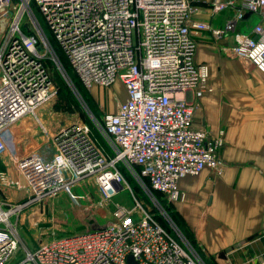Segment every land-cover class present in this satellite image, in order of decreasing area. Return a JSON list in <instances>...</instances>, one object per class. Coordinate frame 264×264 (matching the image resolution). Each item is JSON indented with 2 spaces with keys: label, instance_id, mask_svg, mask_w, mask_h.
Returning <instances> with one entry per match:
<instances>
[{
  "label": "built area",
  "instance_id": "1",
  "mask_svg": "<svg viewBox=\"0 0 264 264\" xmlns=\"http://www.w3.org/2000/svg\"><path fill=\"white\" fill-rule=\"evenodd\" d=\"M17 1L0 0L7 24L0 40V156L6 150L3 133L49 93L41 58L46 51L54 54L33 6L80 84L89 89L120 82L125 99L102 115L100 127L95 124L112 155L87 125L74 123L57 132L50 159L35 153L17 159L27 196L6 211L0 207V264H202L188 242L171 236L145 211L121 206L102 229L52 238L14 259L18 234L10 218L89 178L101 198L109 199L125 185L119 165L135 167L133 175L148 190L171 201L183 199V177L204 169L221 175L215 155L220 136L208 139L194 124L197 101L209 90V68L195 61L193 35L209 31L222 38L245 15L259 14L252 34L238 40L233 54L264 75V0L213 1L215 12L235 10L222 27L195 22L197 7L190 0Z\"/></svg>",
  "mask_w": 264,
  "mask_h": 264
},
{
  "label": "crops",
  "instance_id": "2",
  "mask_svg": "<svg viewBox=\"0 0 264 264\" xmlns=\"http://www.w3.org/2000/svg\"><path fill=\"white\" fill-rule=\"evenodd\" d=\"M190 1L197 7L195 22L222 27L234 19L232 8L212 9L213 1L225 0ZM259 20L257 13L247 14L222 38L209 31L193 35L195 61L209 68V90L197 101L194 124L206 130L208 139L220 136L215 155L222 174L204 169L180 179L178 187L184 195L180 211L202 253L214 257L212 264H264V75L233 54L238 40L251 35ZM24 154L20 150L14 158Z\"/></svg>",
  "mask_w": 264,
  "mask_h": 264
},
{
  "label": "rangeland",
  "instance_id": "3",
  "mask_svg": "<svg viewBox=\"0 0 264 264\" xmlns=\"http://www.w3.org/2000/svg\"><path fill=\"white\" fill-rule=\"evenodd\" d=\"M33 11L54 54L53 57L46 51L45 57L41 58L49 76V93L47 99L32 113L3 133L6 146L11 147V151L7 150L0 158V207L5 211L10 205L23 202L26 198L24 196H27L24 181L16 167L17 159L14 158L18 151L22 150L24 154L26 150H31L30 153L39 154L48 160L55 153L52 141L57 132L62 127L81 123L88 126L106 154L112 155L111 147L95 124L100 127L102 115L114 111L117 103L125 99L120 82L110 87L84 88L69 67L64 53L52 39L35 6ZM6 25V19L0 17V40ZM9 155V163L5 165L3 159ZM118 168L123 174L125 185L123 190L109 199L101 198L94 181L89 178L64 189L48 202L30 206L13 215L10 221L18 234L14 259L23 257L25 248L32 251L40 243L52 238L102 229L114 222V210L121 206L134 211H145L171 236L179 237L185 245V241L188 242L187 248L196 253L202 264H212L214 257L202 253L194 240L195 231L180 211L182 201H171L148 190L133 175V172L136 173L135 167L127 169L124 165H119ZM194 227L197 228V225ZM196 232L198 234L197 230Z\"/></svg>",
  "mask_w": 264,
  "mask_h": 264
},
{
  "label": "trees",
  "instance_id": "4",
  "mask_svg": "<svg viewBox=\"0 0 264 264\" xmlns=\"http://www.w3.org/2000/svg\"><path fill=\"white\" fill-rule=\"evenodd\" d=\"M155 193V192H154Z\"/></svg>",
  "mask_w": 264,
  "mask_h": 264
},
{
  "label": "water",
  "instance_id": "5",
  "mask_svg": "<svg viewBox=\"0 0 264 264\" xmlns=\"http://www.w3.org/2000/svg\"><path fill=\"white\" fill-rule=\"evenodd\" d=\"M2 26V25H1Z\"/></svg>",
  "mask_w": 264,
  "mask_h": 264
}]
</instances>
